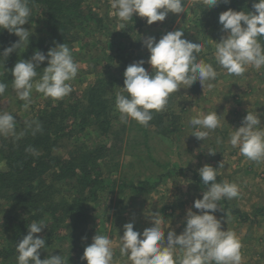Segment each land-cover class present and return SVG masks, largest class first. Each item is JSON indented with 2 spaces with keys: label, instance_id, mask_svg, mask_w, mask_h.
<instances>
[{
  "label": "rangeland",
  "instance_id": "obj_1",
  "mask_svg": "<svg viewBox=\"0 0 264 264\" xmlns=\"http://www.w3.org/2000/svg\"><path fill=\"white\" fill-rule=\"evenodd\" d=\"M182 2L185 13H169L163 22L151 25L147 24L146 18L134 15L121 29V22L111 8V0H83L81 7L85 6L83 9L91 12V19L86 22L88 30H83L82 40L67 45L78 65L76 78L69 82L75 94L79 95L82 88L91 84L96 76L112 77L114 85H110L112 89L106 91L104 97L110 101L112 99L113 104H108L112 107L110 114H114L116 118L114 125L123 123L115 108V98L121 91L119 87H123L126 67L144 60L143 66L151 71L146 62L149 53L143 46V39L153 36L158 41L162 35L178 29L184 31L182 38H185L188 27L190 29L198 24V21H194L202 8H205L202 0ZM105 9L108 10V19L98 26L97 17L102 16ZM33 28L32 23L29 29ZM194 33L191 31L189 36ZM222 35L221 26L192 35L193 41L198 40L204 46L200 59L213 64L217 77L210 81L213 85L211 88L203 89L197 81L190 88H181L169 96L171 106H166L160 113L164 120H174L175 128L172 132L169 133L170 127L165 124L160 127H145L132 119L124 122L123 133L119 134L121 141L114 147L116 150L111 155V162L107 159V166H104V169H108V188L103 191L102 197L90 202L89 210L92 215L85 221L83 236L87 239H81L84 249L92 243L96 234L107 235L112 240L113 264H130L127 256H121L119 252L123 226L134 222V230L142 232L144 228L151 226L147 215L152 212H160V218L164 221L162 227L166 229L165 236L171 229L180 234L184 229L186 211L192 208L196 199L202 198L203 190H206L197 169L205 164L218 167L223 161L224 167L218 169L221 182L237 184L239 196L219 202L221 209L228 214L226 220L221 211H217L215 215L217 219H221L222 229L233 231L240 240L241 264H264V161H250L238 148H233L228 143L230 133L241 126L247 111L256 110L260 113L261 126H264V67L256 70L248 66L242 76L228 75L216 64L214 57L215 41H219ZM84 59H88L87 62ZM43 63H47V60ZM7 92L9 93L0 101V112L7 111L19 120L35 116L36 110L48 100L33 91L31 104L25 110L24 102L17 99L12 83ZM200 111H216L220 115V127L204 141H199L192 135L195 128L188 123ZM165 131L168 133L165 134ZM90 132L91 130L88 131ZM88 133L83 132L80 136L75 134L74 144L88 140L89 143L98 145L110 142L112 138L95 131ZM113 137L117 139L115 134ZM64 139L62 143L65 145L62 146L72 144L70 138ZM218 139L220 143H217ZM209 149H214L217 153L210 155ZM66 150L67 146L63 153ZM4 163L0 156V167H4ZM132 185L137 186L132 189ZM192 210L198 211L194 208ZM57 240L52 239L51 243H56ZM84 249H75L77 261H81Z\"/></svg>",
  "mask_w": 264,
  "mask_h": 264
},
{
  "label": "clouds",
  "instance_id": "obj_2",
  "mask_svg": "<svg viewBox=\"0 0 264 264\" xmlns=\"http://www.w3.org/2000/svg\"><path fill=\"white\" fill-rule=\"evenodd\" d=\"M231 0H202L205 9L217 7L220 3L229 4ZM111 8L121 22L133 16L146 18L148 25L163 22L169 13H185L182 0H111ZM254 11H236L229 8L220 13L218 23L221 26L219 41H215L214 57L216 64L228 75L242 76L248 66L260 70L264 67V0H254ZM31 9L29 0H0V31L7 30L19 39L0 52V61L6 60L11 53L22 46H28L30 31L23 26L29 23ZM184 31H169L157 39L149 36L143 39V46L149 53L146 61L151 71L143 66L144 60L134 62L124 71L123 87L116 94L115 108L119 112L121 122L135 120L142 126H149L154 112L163 111L171 94L181 88H190L195 82L203 87L211 88L217 77L213 64L198 59L205 50L198 40H188ZM47 60V67L42 74L40 65ZM78 73V65L74 62L69 47L56 44L47 54L36 50L30 59H19L11 69L12 88L18 100L23 101L27 110L31 104L33 91L44 98L53 100L68 96L72 87L69 83ZM38 77V78H37ZM8 85L0 82V96H3ZM220 115L216 111L196 112L189 125L195 128L193 136L204 141L220 127ZM26 129L32 134L42 131L39 121H26ZM16 131V118L9 112H0V136L19 139L24 136ZM220 143V140H217ZM228 143L248 160L264 161V126H261V114L256 110L247 111L241 126L229 135ZM26 151L37 155L34 148ZM214 149L208 154L215 155ZM223 161L218 167L205 164L197 169L202 183L206 186L202 198L196 199L186 211L183 219L184 229L177 234L175 229L167 231L162 227L164 221L160 212L148 214L151 226L142 232L134 230V222L123 226V235L119 238V252L127 256L130 264H241V242L233 231L223 230L221 219L215 213L225 214L219 202L231 200L239 196V188L235 183L217 182L218 169L223 168ZM198 211H193L192 209ZM45 225L33 222L28 225V234L16 244L17 264H67L62 255L40 258V250L46 248L45 239L37 236ZM169 229V228H167ZM82 239H87L83 237ZM179 252V255H177ZM112 240L107 235L96 234L92 243L85 247L82 260L87 264H113Z\"/></svg>",
  "mask_w": 264,
  "mask_h": 264
},
{
  "label": "trees",
  "instance_id": "obj_3",
  "mask_svg": "<svg viewBox=\"0 0 264 264\" xmlns=\"http://www.w3.org/2000/svg\"><path fill=\"white\" fill-rule=\"evenodd\" d=\"M82 2L29 0L31 15L29 23L23 26L30 31L29 44L11 53L4 64L0 61V82L6 83L7 89L13 79L11 69L19 59H30L36 50L47 54L56 44L68 45L83 39V30H88L86 22L91 19V12L84 10L85 6L81 7ZM253 2L231 0L229 4L220 3L212 9L202 8L195 17L194 23L198 21V24L190 29L188 27L185 38L193 40L192 35L208 28H218L220 13L229 8L254 11ZM106 16L108 10L105 9L102 16L97 17L98 26L108 19ZM32 23L34 28L30 30ZM191 31L195 33L189 36ZM18 39L7 30L0 31V52ZM261 43L264 45V39ZM88 59L84 60L87 62ZM45 67L47 63L40 65V74ZM114 81L112 77L96 76L79 95L72 90L66 99L52 102L48 98L32 118L16 119L17 134L24 132V136L19 139L0 136V156L5 162L4 167H0V264H17L16 244L28 234V225L33 222L45 225L43 231L36 234L46 243V248L40 250L42 260L51 255H62L67 264H87L86 260L77 261L74 251L84 249L81 239L85 235V221L92 215L90 202L102 197L103 191L108 188V169L104 166H107V159L111 162V155L121 141L119 134L124 130V122L114 125L116 118L110 114L112 107L108 104H113L112 99L104 97L106 91L112 89L110 85H114ZM6 92L0 96V101L9 93ZM170 106L168 100L167 107ZM162 118L160 112H155L149 125L160 127L165 124L170 127L169 133L172 132L174 120ZM33 120L39 121L42 128L35 135L31 129H26V121ZM90 130V133L95 131L109 138L112 136L111 141L93 145L86 140L74 144L75 134L80 136ZM65 137L70 138L72 144L66 145V153H63L66 146H62L65 145L62 141ZM29 147L38 154L26 151ZM217 182H221L219 175ZM136 186L132 185V189ZM71 220L73 222L70 223ZM52 239L58 240L51 243Z\"/></svg>",
  "mask_w": 264,
  "mask_h": 264
}]
</instances>
